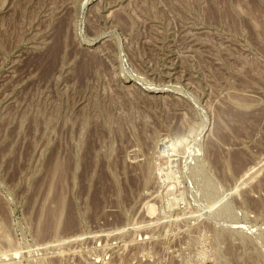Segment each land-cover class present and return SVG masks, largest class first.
<instances>
[{
  "label": "rangeland",
  "instance_id": "374dc122",
  "mask_svg": "<svg viewBox=\"0 0 264 264\" xmlns=\"http://www.w3.org/2000/svg\"><path fill=\"white\" fill-rule=\"evenodd\" d=\"M0 262L264 264V0H0Z\"/></svg>",
  "mask_w": 264,
  "mask_h": 264
},
{
  "label": "bare ground",
  "instance_id": "6f19581e",
  "mask_svg": "<svg viewBox=\"0 0 264 264\" xmlns=\"http://www.w3.org/2000/svg\"><path fill=\"white\" fill-rule=\"evenodd\" d=\"M58 45V44H57ZM56 52V51H55ZM55 54V53H54ZM56 55V54H55ZM53 58V57H52ZM55 60H56V58H55ZM47 62V61H46ZM55 166V165H54ZM58 166H59V164L57 165V171L60 169V167L58 168ZM68 167V166H67ZM55 172V171H54ZM56 173V172H55ZM58 173V172H57ZM62 188V187H61ZM64 207V206H63ZM59 217V216H58ZM57 220V219H56ZM55 222V221H54ZM61 222V221H60ZM58 229V228H57ZM8 261H10L9 259H8ZM1 263V262H0ZM10 264V263H9Z\"/></svg>",
  "mask_w": 264,
  "mask_h": 264
}]
</instances>
